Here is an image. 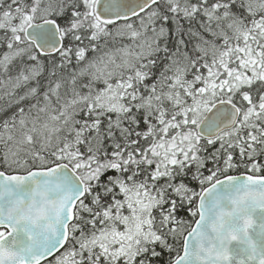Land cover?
Segmentation results:
<instances>
[{"label":"snow or ice","instance_id":"obj_1","mask_svg":"<svg viewBox=\"0 0 264 264\" xmlns=\"http://www.w3.org/2000/svg\"><path fill=\"white\" fill-rule=\"evenodd\" d=\"M0 264H264V0H0Z\"/></svg>","mask_w":264,"mask_h":264}]
</instances>
